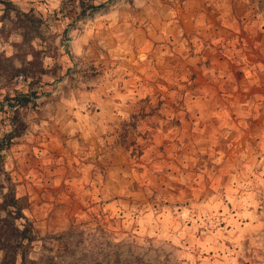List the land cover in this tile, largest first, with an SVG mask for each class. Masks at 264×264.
I'll return each mask as SVG.
<instances>
[{
    "label": "rangeland",
    "instance_id": "1",
    "mask_svg": "<svg viewBox=\"0 0 264 264\" xmlns=\"http://www.w3.org/2000/svg\"><path fill=\"white\" fill-rule=\"evenodd\" d=\"M248 58L264 0H0V202L31 264H264L260 139L221 155L194 105Z\"/></svg>",
    "mask_w": 264,
    "mask_h": 264
},
{
    "label": "crops",
    "instance_id": "2",
    "mask_svg": "<svg viewBox=\"0 0 264 264\" xmlns=\"http://www.w3.org/2000/svg\"><path fill=\"white\" fill-rule=\"evenodd\" d=\"M248 40L251 45L259 44V40L255 38ZM247 54L255 56L256 52L254 49H244L239 52V57L243 59ZM248 60V63L244 62L246 59L239 62L237 81L224 72L214 78L222 85L219 92V95L222 93L221 98L199 100L194 104L200 117L201 130L197 131L207 135V139L216 140V147L221 155L249 154L253 151L251 142L256 139H260L259 144L264 152V62H253L252 58ZM229 82L238 86L237 96L225 89L224 86ZM232 115L235 117L231 118ZM230 127L232 130L227 131ZM219 139L226 141L219 146ZM231 140L232 145L226 146L225 143Z\"/></svg>",
    "mask_w": 264,
    "mask_h": 264
},
{
    "label": "trees",
    "instance_id": "3",
    "mask_svg": "<svg viewBox=\"0 0 264 264\" xmlns=\"http://www.w3.org/2000/svg\"><path fill=\"white\" fill-rule=\"evenodd\" d=\"M86 13L85 10L82 15ZM18 101L20 108H26L32 98L25 96ZM21 135L13 131L9 144ZM2 153L3 144L0 143V165L3 163ZM3 189L7 191L0 202V264H31V250L38 244L36 231L25 217L22 200L17 197L15 188L3 186Z\"/></svg>",
    "mask_w": 264,
    "mask_h": 264
}]
</instances>
